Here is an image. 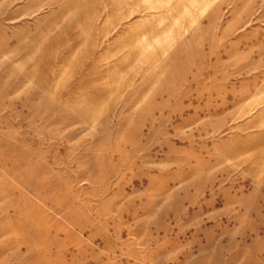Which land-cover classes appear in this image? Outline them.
I'll return each mask as SVG.
<instances>
[{
    "label": "rangeland",
    "instance_id": "374dc122",
    "mask_svg": "<svg viewBox=\"0 0 264 264\" xmlns=\"http://www.w3.org/2000/svg\"><path fill=\"white\" fill-rule=\"evenodd\" d=\"M0 264H264V0H0Z\"/></svg>",
    "mask_w": 264,
    "mask_h": 264
}]
</instances>
